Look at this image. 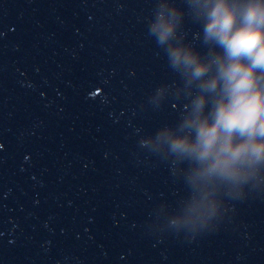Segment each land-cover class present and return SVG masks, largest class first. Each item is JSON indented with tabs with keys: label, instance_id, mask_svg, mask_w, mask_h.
<instances>
[{
	"label": "water",
	"instance_id": "1",
	"mask_svg": "<svg viewBox=\"0 0 264 264\" xmlns=\"http://www.w3.org/2000/svg\"><path fill=\"white\" fill-rule=\"evenodd\" d=\"M216 2L0 0V264H264V161L194 180L160 139L212 99L168 50L219 52Z\"/></svg>",
	"mask_w": 264,
	"mask_h": 264
},
{
	"label": "clouds",
	"instance_id": "2",
	"mask_svg": "<svg viewBox=\"0 0 264 264\" xmlns=\"http://www.w3.org/2000/svg\"><path fill=\"white\" fill-rule=\"evenodd\" d=\"M206 18L205 43L219 52H210L207 62L186 47L170 48L168 55L173 66L183 67L188 83L200 81L201 93L213 94L212 99L202 94L192 101L181 125L186 135L167 130L160 139L180 158L199 165L194 180L238 181L247 168L264 161V5L248 6L241 17L226 0H218ZM174 28L162 17L153 31L163 44ZM206 105H211L207 113Z\"/></svg>",
	"mask_w": 264,
	"mask_h": 264
}]
</instances>
